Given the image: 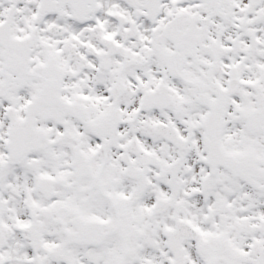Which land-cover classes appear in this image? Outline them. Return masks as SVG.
Returning <instances> with one entry per match:
<instances>
[{"label":"snow or ice","instance_id":"6c2138e0","mask_svg":"<svg viewBox=\"0 0 264 264\" xmlns=\"http://www.w3.org/2000/svg\"><path fill=\"white\" fill-rule=\"evenodd\" d=\"M0 264H264V0H0Z\"/></svg>","mask_w":264,"mask_h":264}]
</instances>
